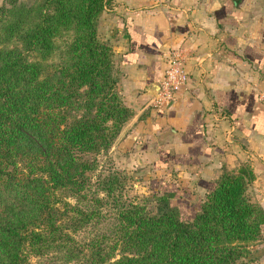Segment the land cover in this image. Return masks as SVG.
Listing matches in <instances>:
<instances>
[{"label":"trees","instance_id":"obj_1","mask_svg":"<svg viewBox=\"0 0 264 264\" xmlns=\"http://www.w3.org/2000/svg\"><path fill=\"white\" fill-rule=\"evenodd\" d=\"M112 1L0 5V264H250L264 210L247 169L223 168L190 216L176 188L129 197L99 169L132 114L97 29Z\"/></svg>","mask_w":264,"mask_h":264},{"label":"crops","instance_id":"obj_2","mask_svg":"<svg viewBox=\"0 0 264 264\" xmlns=\"http://www.w3.org/2000/svg\"><path fill=\"white\" fill-rule=\"evenodd\" d=\"M107 18L120 93L132 114L110 148L149 191L176 188L190 216L223 168H245L264 210V0H114ZM188 81L164 108L151 98L170 48ZM264 264V225L252 246Z\"/></svg>","mask_w":264,"mask_h":264},{"label":"rangeland","instance_id":"obj_3","mask_svg":"<svg viewBox=\"0 0 264 264\" xmlns=\"http://www.w3.org/2000/svg\"><path fill=\"white\" fill-rule=\"evenodd\" d=\"M4 1L5 0H0V5ZM18 1L31 3V2H34L35 0H18ZM113 2H114V0L101 13V15L98 18V25H97L99 36L101 38H103L104 40H107L111 44L112 50H113V42H112V40H114V38L112 37V39H110L111 36H107L108 35V29H109V26H108V21L109 20H107V18L109 17V15L112 14V11L109 10L108 8L112 7ZM113 52H114V50H113ZM112 57H113V54H112ZM112 61H113V58H112ZM114 69H115V66H114ZM110 148H109V150L107 151L106 154H102V155L99 156V162H100V166H99L100 168L99 169H101V171H104V172H107L110 169H115L119 173H121L122 175L127 177V179H126V187L124 189V192L126 193L127 196L130 197V196L135 195V194L141 196V195H144V194L145 195L148 194L149 190L145 187L147 185L145 179L142 178L139 174H134L132 172V170L127 167V165L119 163V161H117L109 153L110 152ZM91 172L92 171H89V173H91ZM70 200H73V199H70ZM154 204L155 203L152 202L149 205V207H153ZM96 228L97 227H95V229ZM87 230H88V232L85 231L83 234L81 233V235L85 236L86 234H89L90 228H87ZM258 242H260V240L255 241L253 244H251L249 246V252L250 253H251V250L253 249L252 246L257 244ZM26 264H62V262L58 261L57 259L54 260L51 256H30V258H29V260H28V262ZM64 264H74V263H64ZM250 264H263V263H260L258 261H256V262L251 261Z\"/></svg>","mask_w":264,"mask_h":264},{"label":"built area","instance_id":"obj_4","mask_svg":"<svg viewBox=\"0 0 264 264\" xmlns=\"http://www.w3.org/2000/svg\"><path fill=\"white\" fill-rule=\"evenodd\" d=\"M188 81L184 56L180 47L170 48L165 58V66L159 80V89L151 98L153 107L159 109L169 105L174 99L175 92ZM264 105V92L260 93Z\"/></svg>","mask_w":264,"mask_h":264},{"label":"water","instance_id":"obj_5","mask_svg":"<svg viewBox=\"0 0 264 264\" xmlns=\"http://www.w3.org/2000/svg\"><path fill=\"white\" fill-rule=\"evenodd\" d=\"M158 89H159V85H158Z\"/></svg>","mask_w":264,"mask_h":264}]
</instances>
